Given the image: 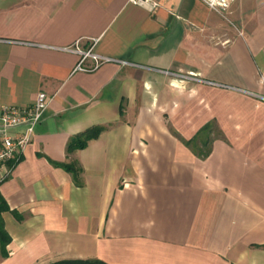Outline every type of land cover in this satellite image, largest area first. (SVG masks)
Here are the masks:
<instances>
[{
	"label": "crops",
	"instance_id": "1",
	"mask_svg": "<svg viewBox=\"0 0 264 264\" xmlns=\"http://www.w3.org/2000/svg\"><path fill=\"white\" fill-rule=\"evenodd\" d=\"M160 1L0 0V103L52 97L0 182V264H264V0ZM80 38L116 60L76 70Z\"/></svg>",
	"mask_w": 264,
	"mask_h": 264
},
{
	"label": "built area",
	"instance_id": "2",
	"mask_svg": "<svg viewBox=\"0 0 264 264\" xmlns=\"http://www.w3.org/2000/svg\"><path fill=\"white\" fill-rule=\"evenodd\" d=\"M134 3L154 9L161 4L160 0H132ZM212 9L226 14L232 0H203ZM96 39L88 45L77 39L74 43L62 48L80 54L76 70L91 71L101 64L116 60L102 55L95 49ZM91 58L92 65L86 64ZM126 62V61H122ZM52 97L45 91H39L34 102L29 106L3 105L0 103V182L10 176L14 165L21 159L28 145L33 141L36 126L42 120Z\"/></svg>",
	"mask_w": 264,
	"mask_h": 264
},
{
	"label": "trees",
	"instance_id": "3",
	"mask_svg": "<svg viewBox=\"0 0 264 264\" xmlns=\"http://www.w3.org/2000/svg\"><path fill=\"white\" fill-rule=\"evenodd\" d=\"M105 128L104 125H94L76 135L72 136L68 143V151L71 152L78 148L85 147L88 142L99 136L102 130ZM213 132H215V127L210 124L203 127L193 138L185 140V142L190 145L200 156H207L210 153L211 141L213 139ZM201 142L202 144H199ZM57 164H62L67 170L72 172L74 179L77 183L80 182V173L82 167L77 161L72 162H56ZM7 210H11L10 205L6 198L3 196L0 190V251L3 255H8L7 245L11 241L12 237L5 226V221L3 213ZM48 264H116L109 263L101 259H85V258H64L59 259Z\"/></svg>",
	"mask_w": 264,
	"mask_h": 264
},
{
	"label": "rangeland",
	"instance_id": "4",
	"mask_svg": "<svg viewBox=\"0 0 264 264\" xmlns=\"http://www.w3.org/2000/svg\"><path fill=\"white\" fill-rule=\"evenodd\" d=\"M232 6V5H231ZM231 6H230V8L228 9V11L226 12V13H228L229 15H230V9H231Z\"/></svg>",
	"mask_w": 264,
	"mask_h": 264
}]
</instances>
